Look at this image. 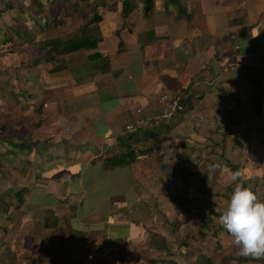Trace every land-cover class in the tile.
<instances>
[{"label": "crops", "instance_id": "crops-1", "mask_svg": "<svg viewBox=\"0 0 264 264\" xmlns=\"http://www.w3.org/2000/svg\"><path fill=\"white\" fill-rule=\"evenodd\" d=\"M126 2H102L94 35L103 41L68 54L56 69L38 66L46 86L37 91L32 85L10 117L0 120V127L7 122L0 128L3 138L34 143L0 157L1 175L3 168L8 175L0 177V193L16 189L6 212L9 244L14 232L36 236L54 255L53 264H116L112 256L132 240L141 247L130 264L159 260L152 257L147 227L164 234L162 213L171 222L180 211L173 201L177 180L186 169L198 173L199 167H190L192 150L204 149L201 134L211 135L212 122L216 131L220 126L215 141L224 138L217 148L239 151L235 156L247 152L249 161L240 167L254 170V189L264 185V0H176L169 6L153 0L147 14L140 0ZM179 6L188 17L179 16ZM64 23L60 34L83 25L82 19L60 17L55 25ZM165 92L183 94L190 115L155 126L164 127L159 156H140L133 164L120 158L112 168V159L123 154L125 127L139 113L153 119L148 126L162 122L156 117L167 110L160 97ZM10 177L9 185L3 183ZM181 211L190 213V203ZM184 227L186 236L190 223ZM185 247L176 255H184ZM7 250L0 245V264H24ZM30 264L40 263L34 257Z\"/></svg>", "mask_w": 264, "mask_h": 264}, {"label": "trees", "instance_id": "trees-1", "mask_svg": "<svg viewBox=\"0 0 264 264\" xmlns=\"http://www.w3.org/2000/svg\"><path fill=\"white\" fill-rule=\"evenodd\" d=\"M28 0H0V23L4 25V29L0 30V60L6 56L10 57L11 59V67L13 70L12 74H8L7 79H3L0 77V100L2 98V95L8 91L11 90L12 92L16 93L20 99H25L31 90V86L33 85V79L36 78L38 75L43 76L39 74V68L38 66H41L42 64H46L47 66H50L52 69H56L63 64H66L67 58L66 56L71 53L77 52L80 49H87L90 47H94L99 42H102V37H98V39H95L94 32H97L101 28V25H99L101 20V15L98 13L99 5L102 2H105L107 0H91L90 4L92 5L88 10L87 14L80 15L78 11H74L72 7V13L70 14V20L68 22H75L78 19H82L83 25L80 26V30H72L68 33L60 34V31L67 27V24L64 23L62 28H58L57 25H55L53 21V16L49 15L50 11L49 9L46 10V7L43 5V7H40V0H31L29 4H26ZM77 3L81 2L82 0H75ZM117 2L122 3L123 7H125L126 0H114ZM142 4H144V8L146 9L145 12L150 10L153 0H140ZM176 0H164V3L166 6H169L170 4L174 5ZM46 3L52 6L55 4L53 0H47ZM88 7L86 6V9ZM179 16L188 17L187 13H184L185 11L182 7L179 6ZM186 12V11H185ZM56 13H59L57 11L54 12V15ZM36 15V16H35ZM45 18H49V23L47 20H44ZM57 18H59L57 16ZM66 22V21H64ZM15 25V26H13ZM99 34V33H98ZM100 35V34H99ZM22 42H25L22 46H20ZM5 44V45H4ZM4 45V46H3ZM32 52L33 58L36 59H42L41 61H33L29 64L26 63V61H17L14 60L13 55L15 54H26ZM80 52V51H78ZM96 54L98 53L95 51ZM11 54H13L11 56ZM91 56L92 58L96 56ZM14 61H13V60ZM31 61V60H30ZM44 66V65H42ZM33 68L34 72L31 71ZM35 72H38L34 74ZM0 73H5L4 70H0ZM167 93V92H165ZM171 96H177L179 98V104L183 105V109L177 110L176 116L174 118H179L182 115L187 114L188 112V99H185L183 94H180L178 92L176 93H168ZM188 115H190V112H188ZM10 117V115H8ZM6 118V114L4 112H0V120H4ZM153 120V119H152ZM151 120V123H152ZM168 119L161 120V123H158L154 126H148L144 125L140 128H137L133 132H127L125 127V134H123V137L119 141L120 148L123 150V154L119 156H115L112 159V163L110 166L112 168L116 167L118 165V160L120 158H123L125 161V164H133L136 162L137 158L144 155H150L155 154L156 156H159L161 153V136L162 131L164 127H160L159 129L155 126L157 125H165L167 122H165ZM7 124V122H2V127H4ZM0 127V128H2ZM218 130L216 131L218 134V131L220 129V126L217 124ZM2 132L0 131V145H4V150H7L5 153H0V157H7L9 156L10 149H16L24 150L26 147L34 144L30 143V140L23 141L21 145H16L10 142L8 139L3 138ZM224 139L223 137H219L218 140L215 142L214 146L211 147L206 153L203 158L208 159L212 164L217 163L218 161L215 159V155L213 153V150L217 148L218 145H220V140ZM125 141H131L132 145H129L127 143H123ZM174 145L173 143H171ZM207 147V146H203ZM231 150L229 148L221 150L220 152H215L218 155L222 156L223 163L226 165L231 171H240L241 176L239 177V180L237 182H240L244 184L245 186H252V190L254 193H257L258 191H261L263 193L264 197V185L262 188H255V185H253L254 182L258 181V178H256L255 175H252L251 172H254L253 169L250 171H245L244 168L240 167L239 164L236 165H228L227 161H231V159L235 156V152H230ZM163 155V153H162ZM180 158V156H178ZM203 158H200L202 160ZM227 160V161H226ZM167 163V162H166ZM166 163L162 165L160 164V168L163 170L166 167ZM35 168H38L35 166ZM210 168V167H209ZM209 168H206V170H209ZM187 173L190 175V179L194 177L195 173L191 172L189 169H186ZM1 172V171H0ZM3 172V171H2ZM180 172V171H179ZM219 173V172H218ZM0 177L4 178V175H1ZM204 183H205V190H207V186L210 187L207 191H211L213 187H218V190H221V193H218L220 197L227 203L229 194L231 193L234 184L225 186L220 173L217 175V177L213 180L212 183L206 185V173H204L203 176ZM264 180V178L262 179ZM14 184L15 181H14ZM215 184V185H213ZM213 185V186H212ZM194 186V184H193ZM15 187V186H14ZM186 185L183 183H180L177 185V191L175 195L173 196V201H175L178 205H180L181 202V196L185 193ZM11 190L13 192H16L15 188H7L5 189L4 193H0L1 196L10 195ZM207 191H204L207 193ZM203 192V193H204ZM202 195V193H201ZM262 197V198H263ZM264 201V198L263 200ZM21 203L24 201H20ZM182 202H184V199L182 198ZM199 201H196L194 199L190 202V209L196 210L197 204ZM218 205L216 206V208ZM216 208H209V207H201L200 214L201 218L197 221H192V224L189 227L188 235L183 236L181 235L178 226L174 224L172 221L170 222L169 217L162 213V220L160 221L161 229H163L164 234L160 233L159 227L154 229L152 227H147L149 238L151 240L150 243H152L151 250L152 252H155L156 254L164 255L163 260H154L149 259L148 262L150 264H157V263H166V264H178L174 259L173 255L176 253L182 245L186 244L190 240V242H204L208 235V232H211L213 237H216V233L212 232V230L216 227V223L214 224L217 217L220 215L219 212L215 211ZM25 210V206H24ZM197 212V211H195ZM9 217V216H6ZM11 224V218L8 219V222L5 223V225L8 226L7 229L0 228L4 232L9 233ZM3 225V227L5 226ZM2 227V226H0ZM219 228V226H217ZM13 236V245L20 243L17 240L18 234L14 232ZM30 240H34L35 237L30 236ZM11 245V244H9ZM217 248H219V243L216 241ZM10 248V247H6ZM32 248H35L32 247ZM29 259H33V255L28 256ZM196 258L201 259L200 264H217V260L219 259L220 262L227 261V258H232L227 255H220V256H205V255H199ZM195 258V259H196ZM249 259V258H244ZM251 261V259H249ZM27 264V263H26Z\"/></svg>", "mask_w": 264, "mask_h": 264}, {"label": "rangeland", "instance_id": "rangeland-1", "mask_svg": "<svg viewBox=\"0 0 264 264\" xmlns=\"http://www.w3.org/2000/svg\"><path fill=\"white\" fill-rule=\"evenodd\" d=\"M46 1L47 0H40V7H43V5H44L46 7V10L49 9V11H50L49 15L53 16V18H54L53 20H54L55 24H56V19H57L56 17L57 16L60 17L61 21H69L70 20V14H73L72 10H69L70 8L73 7V9H74V7H78V13L81 16L82 15L86 16L87 10L93 5V4L87 5V4H90L91 0H82L78 4L75 2V0H53L55 2V4L53 6L51 4L48 5L46 3ZM29 2H31V0H28L24 3L29 4ZM86 6L88 7L87 9H86ZM59 10L61 12H64V13H60V14L56 13V15H54V12L55 11L58 12ZM68 10H69V12H68ZM44 20H47L48 23L50 21L49 18H45ZM126 22H129L128 19ZM13 26H15V25H13ZM57 26L59 28L58 24H57ZM2 29H4V25L0 23V30H2ZM62 30H65V28H63ZM24 43L25 42L21 41L20 46H22ZM0 51H2V50L0 49ZM12 55L13 54H11V56ZM33 55L34 54H32V53L13 55V58H14V60H17V61H27L28 60L29 62H30V60H31V62L36 61V60L39 62L42 60V59L33 58ZM10 59H11L10 57L6 56L0 60V70L2 69L5 71V73H2V74L0 73V77L3 79H7L8 74L11 75L12 72L15 71L11 67L12 63H11ZM45 66H46V64H45ZM34 69L35 68H33L31 71H33ZM36 73H38V72H35V74ZM33 85H34L35 90H37V91L42 90L43 85H44V87L46 86L45 77L40 76V75H38L36 78L34 77ZM2 102L5 103L6 105L3 104V107L2 106L0 107V111L4 112L6 115H8V112H10V110L13 109L14 105L20 104L21 99L15 93H13L11 90H8L2 95L0 103H2ZM185 115H188V113ZM185 115H183V116H185ZM138 117H141V113H139L135 119H137ZM181 118L182 117L180 116L179 118L169 119L167 121V123H170L169 122L170 120L171 121H179V120H181ZM211 124H212V128H211L210 124L207 125L208 130H211L210 131L211 135L206 137V132L201 134L203 137V144L202 145L207 146V149L205 147H204V149H202V147L199 149V147L195 145V148H193V150H192L190 167H191V165H196L197 167H199L198 173L195 174V178L192 177L191 178L192 180H189L190 175L188 173H186V171H184V177H182V179H178L177 183H176V185L183 183L184 185L187 186L185 189V193L181 196V200H182V198L184 199L183 204H181V205L177 204L178 208L181 207L179 209L180 211L177 212V215L171 216V221L178 226V229L180 232H181V230H183V231L185 230V227L183 228V226H185L187 223H190V225H191L192 221H197L201 218V214L199 212L201 207L216 208V206L218 205V207L216 208V209H218V208H223L226 205L225 201L218 194V193H221V190H218V187H213V189L211 191H207L211 187V186L210 187L207 186V190H205V183H204V179H203L204 174H202V173H206V185L212 183L213 180L219 174L218 172L213 173L209 170H206V168H209L212 165V163L208 159L203 158V156L206 153H208L209 149L214 146V144L216 142L214 136H219L216 132V126L214 125L213 122ZM205 138H206V140L204 142ZM248 141H250V140H248ZM181 147H183V146H181ZM241 149H244L247 151V148H241ZM221 150H223V149L222 148H215L213 150V152H220ZM1 152H3V148L0 147V153ZM230 152L238 153L239 151L231 149ZM200 158H203V159L200 160ZM249 158L250 157L247 155V152L246 153L242 152V153H239V155L234 156L231 159V161H227V160L226 161H227L228 165H230V164L236 165V164H241L243 159H245L248 162ZM215 159L218 161L217 163L224 165L222 157L215 156ZM2 171L4 173V178L7 177L8 176V175H6L7 169L3 168ZM0 176H1V172H0ZM12 179H13V177H10L8 179H4L3 183L9 185L10 182L12 181ZM20 180L21 179L18 178L17 182L20 183ZM193 184H194V186H193ZM213 185H215V184H213ZM1 186L4 189L5 185H1ZM204 191H207V193ZM201 193H202V195H201ZM255 194L257 195L258 199H260L262 201V197H263L262 192L258 191ZM149 196H151V195H149ZM10 198H11L10 195L0 196V225H2V226L5 225V223L8 222V219L10 218V216L6 217V212H9L8 206L11 204ZM169 198L171 199V197H169ZM192 199L199 201L197 204L196 210H195L197 212H195L193 209H190V213H185V212L181 211L182 207H185V205L187 203H190ZM19 206H20V209L22 211H24L25 202H22V203L19 202ZM14 208H16V207L14 206ZM215 223H216V227L212 230V232L216 233V237H213L211 232H208L207 233L208 237L203 243L199 242V241L198 242H190V240H189L188 242H186L188 244L187 247H185L186 244L181 246V249L183 247H185V251L187 250L185 252V254L183 255V253H184V251H183V253L180 254L181 255V257H180V256H177L176 253H174L173 259L178 264H200L202 262L201 259L196 258L199 255H205V256L227 255V256H230L232 258H227V261H224V262H220L218 259L216 261L217 264H264V259L254 260L250 257L240 256L238 254V252H239L238 248H236L232 244L230 236L217 223V219L215 220L214 224ZM217 226H219V228H217ZM7 228H8V226L5 225L4 229H7ZM2 233H3L2 235L4 237V243L0 242V245H4L5 247H10V248H7L8 249L7 252H10V255H14L13 261H15L17 263H20L23 261L24 264H26V263L30 264V259L28 256L31 255V253H32L33 257L38 258V262L40 264H53L52 259L54 258V255L53 254H50V255L47 254L48 251L44 247L40 238L35 236L34 240H30L27 236L20 235L17 238L18 241L20 238L19 244L13 245V243H11V245H9V243H10L9 233H6V232H2ZM0 236H1V234H0ZM186 236L189 237L188 234ZM7 237L9 240H7ZM216 241H217V243H219V248H217ZM34 246H35V248H32ZM126 247L127 248H125V249L119 250L117 256H112L113 260L111 263L121 264V262H123V264L124 263L130 264L131 263V255L135 252L136 249H140L141 245L135 244V241L132 240L129 244L126 245ZM147 248H149V246ZM152 253H153L152 257H156L160 261L164 259V255H159V254L155 255V252H152ZM143 254L145 255V253H143ZM1 255L2 254H0V256ZM244 258H249V259H251V261H249V259H244ZM161 264H166V263L162 262Z\"/></svg>", "mask_w": 264, "mask_h": 264}, {"label": "clouds", "instance_id": "clouds-1", "mask_svg": "<svg viewBox=\"0 0 264 264\" xmlns=\"http://www.w3.org/2000/svg\"><path fill=\"white\" fill-rule=\"evenodd\" d=\"M209 171L219 172L225 186L234 184L226 205L215 209L220 213L217 223L230 236L240 256L264 259V201L250 187L237 182L240 171L233 172L220 163L212 164Z\"/></svg>", "mask_w": 264, "mask_h": 264}, {"label": "built area", "instance_id": "built-area-1", "mask_svg": "<svg viewBox=\"0 0 264 264\" xmlns=\"http://www.w3.org/2000/svg\"><path fill=\"white\" fill-rule=\"evenodd\" d=\"M161 101L167 105V110L156 117L159 121L163 119H173L176 116L177 110L183 109V105L179 104V98L177 96H171L168 93H164L161 96ZM149 123H151V118L142 119L141 117H138L126 126V131L133 132L137 128Z\"/></svg>", "mask_w": 264, "mask_h": 264}]
</instances>
